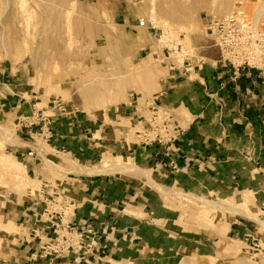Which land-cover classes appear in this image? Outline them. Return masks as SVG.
<instances>
[{
    "label": "crops",
    "instance_id": "crops-1",
    "mask_svg": "<svg viewBox=\"0 0 264 264\" xmlns=\"http://www.w3.org/2000/svg\"><path fill=\"white\" fill-rule=\"evenodd\" d=\"M202 50L195 48V57L179 63L164 47L157 90L123 103L106 119L72 111L57 115L45 143L50 162L60 169H49L39 153L38 128H21L23 146L12 147L13 153L24 156L26 176L36 188L0 198V264H221L228 241L264 264V72L235 74L220 66L212 49ZM11 104L0 97V111ZM153 107L183 129L169 150L145 145L137 134ZM30 151L34 157H26ZM117 160L138 170L109 171ZM54 190L72 204L66 221L93 231L90 247L59 260L40 258L41 246L54 237L39 219ZM167 190L231 200L249 217H229L222 232H197L181 223ZM249 235L258 252L250 249Z\"/></svg>",
    "mask_w": 264,
    "mask_h": 264
},
{
    "label": "rangeland",
    "instance_id": "rangeland-1",
    "mask_svg": "<svg viewBox=\"0 0 264 264\" xmlns=\"http://www.w3.org/2000/svg\"><path fill=\"white\" fill-rule=\"evenodd\" d=\"M19 1L0 0V97L14 101L0 111L2 199L36 188L26 176L24 157L16 159L12 148L23 146L18 142L22 130L19 123L21 117L31 114L32 106L51 115L48 105L58 98L83 117L106 119L130 102L131 94L144 100L157 90L165 67L164 47L169 50L166 55L170 53L179 63L195 57V48L211 50L205 27L209 16L228 15L243 2L245 10L264 24V0H26L32 17L27 26L34 34L28 41ZM226 5L228 8L221 12ZM139 20L148 25L137 28ZM121 125L130 129L128 124ZM35 138L46 166L60 169L50 162L51 151L45 140ZM136 169L117 160L109 171ZM164 195L178 204L181 223L197 232L225 229L227 219L236 216L238 210L248 215L244 206H236L231 200L208 201L174 190ZM212 203H224L232 209L216 210ZM226 246L219 255L221 264H256L241 251V245L228 241Z\"/></svg>",
    "mask_w": 264,
    "mask_h": 264
},
{
    "label": "built area",
    "instance_id": "built-area-1",
    "mask_svg": "<svg viewBox=\"0 0 264 264\" xmlns=\"http://www.w3.org/2000/svg\"><path fill=\"white\" fill-rule=\"evenodd\" d=\"M147 25L144 20L138 22L139 27ZM205 27L206 35L210 39L208 48L217 50L221 67L230 68L235 74L244 70L264 72V24L245 10L243 2H239L228 15L209 16L205 20ZM138 99L137 94L129 96L130 102ZM48 106L51 115H46L44 110L37 109V105H34L31 107V114L22 117L19 123L24 129L38 128V135L45 142L51 138V126L56 115L65 116L69 115L70 111L78 112L76 108L68 106L58 98L51 101ZM137 134L143 144H155L169 150L179 142L184 132L180 125L172 120L168 112L159 107H153L150 109L145 128ZM34 156L33 151L26 154L29 158ZM71 208L72 204L68 198L54 190L53 196L46 202L39 217L50 225L54 231V237L41 246L40 258L64 259L75 250L90 247L87 244L89 236L93 235L90 226L82 223L75 225L66 221ZM246 239L254 243L250 249L258 252L256 238L249 235Z\"/></svg>",
    "mask_w": 264,
    "mask_h": 264
},
{
    "label": "bare ground",
    "instance_id": "bare-ground-1",
    "mask_svg": "<svg viewBox=\"0 0 264 264\" xmlns=\"http://www.w3.org/2000/svg\"><path fill=\"white\" fill-rule=\"evenodd\" d=\"M226 8H228L227 7V5L225 6V7H222L221 8V12H224L225 11V9ZM19 9H20V11L22 12V14L24 13V19H25V22H26V27H25V30H24V37L25 38H27V40H28V38L29 37H34V36H32V35H34V34H32V33H29V30H28V21H29V19L30 18H32V17H30V10L28 9V7H26V0H20L19 1ZM25 12H26V16H25ZM229 13V12H228ZM40 24V23H39ZM37 36V35H36ZM35 36V37H36ZM33 40V39H32ZM29 41V40H28ZM34 42H35V40H34ZM6 143H8V142H6ZM128 168V167H127ZM135 168V167H134ZM129 169H131V167H129ZM132 169H133V167H132ZM126 170H128V169H126ZM136 170H138V169H136ZM131 171V170H130ZM144 175V174H143ZM149 175V174H148ZM148 175H146V173H145V176H148ZM61 189V188H60ZM35 197V196H34ZM192 200V199H191ZM212 204H214V206L216 207V210L219 208V210H221V209H226L227 207H228V205H226V204H221V203H212ZM231 207V206H230ZM214 208V207H213ZM227 209H232V208H227ZM237 210V209H236ZM225 210H223V212H224ZM227 211H229V210H227ZM232 211V210H231ZM222 212V211H221ZM237 214H240V215H245V213H244V211H237L236 212ZM248 216V215H247ZM262 223V222H261ZM264 224V223H263Z\"/></svg>",
    "mask_w": 264,
    "mask_h": 264
}]
</instances>
